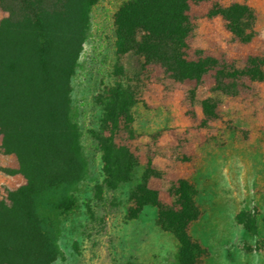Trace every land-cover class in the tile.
I'll return each instance as SVG.
<instances>
[{"label":"rangeland","instance_id":"1","mask_svg":"<svg viewBox=\"0 0 264 264\" xmlns=\"http://www.w3.org/2000/svg\"><path fill=\"white\" fill-rule=\"evenodd\" d=\"M43 1L0 0V264H264V0H66L48 49Z\"/></svg>","mask_w":264,"mask_h":264},{"label":"trees","instance_id":"2","mask_svg":"<svg viewBox=\"0 0 264 264\" xmlns=\"http://www.w3.org/2000/svg\"><path fill=\"white\" fill-rule=\"evenodd\" d=\"M96 1L97 0L93 1L92 4H94ZM189 1L204 2L207 0H160L159 4H155L151 6L148 10L143 9L142 14L144 15L145 19H148L151 22H155L159 19V20H162L163 22L174 25L176 24L175 19L178 17H183V14L186 12V10H188L187 4H189ZM65 3H66V0H44L41 6V12H40L41 14L38 20L34 23H31L32 24L31 31L33 34V38L36 42L39 43V45L43 49L44 48L48 49L46 45L47 39L56 40L60 38V35L58 34V30L59 28L63 29V25L65 24L63 19H60L53 23L48 20L46 21L45 12L46 10L49 9V10H53L55 13H58L63 8H65ZM58 9H61V10H58ZM23 14H25V12H23L22 10L12 11L6 23L0 22V30L2 32H5V36L7 40L8 38H10V34L8 33L7 29H11L14 26L16 27L20 22L21 15ZM234 17L239 19L240 14L236 13ZM5 45H6V41L0 42V48ZM46 62H48L49 66H51V68L55 70V72L54 73L52 72L49 77L51 80L50 82L53 84L54 88H57V85L62 79L61 68L58 66V64H57V67L54 66L51 60L47 59ZM0 73H1L0 74V88L3 90V94H5V96L8 97L10 96L12 92L11 91V79H10L12 73L11 71H9V69H7V71H4L3 65L1 62H0ZM18 87H20V83H18ZM60 106H61L60 104L54 105L56 112H58L57 110H59ZM63 132L64 131L61 130V132L52 139V143H53L52 145H54L55 150L60 153L61 151L64 150V146H65L64 144L68 143V140L66 139V137H64L65 132H64V135H63ZM67 145H70V144H67ZM56 160H59V159L56 158ZM49 208H50L49 205L46 206V209L50 210ZM69 208H70V203H69V207H68V204L64 203L62 205L58 204V207L56 209L57 210L60 209L65 212V211H69L70 210ZM4 217H16L18 222H22L24 224L34 223L38 225V224H41L42 222L44 224L46 223V220L42 222L39 221V219L36 218L38 216L34 213V211L30 212L28 210H26L22 216H17V215H14L13 213H6ZM41 236L43 235L41 234ZM42 247H45V246L42 245ZM41 253H42V260H38V261H41L40 263L50 264L56 258L55 248L53 246L50 248L46 247V251L43 250L41 251Z\"/></svg>","mask_w":264,"mask_h":264}]
</instances>
